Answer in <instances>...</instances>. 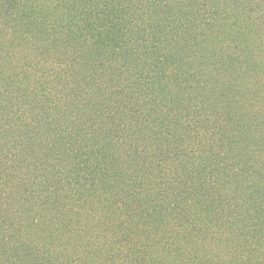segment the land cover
I'll list each match as a JSON object with an SVG mask.
<instances>
[{
  "label": "trees",
  "instance_id": "obj_1",
  "mask_svg": "<svg viewBox=\"0 0 264 264\" xmlns=\"http://www.w3.org/2000/svg\"><path fill=\"white\" fill-rule=\"evenodd\" d=\"M0 264H264V0H0Z\"/></svg>",
  "mask_w": 264,
  "mask_h": 264
}]
</instances>
